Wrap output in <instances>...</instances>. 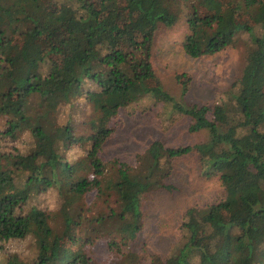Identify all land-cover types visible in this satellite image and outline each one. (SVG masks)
I'll list each match as a JSON object with an SVG mask.
<instances>
[{"label":"trees","instance_id":"1","mask_svg":"<svg viewBox=\"0 0 264 264\" xmlns=\"http://www.w3.org/2000/svg\"><path fill=\"white\" fill-rule=\"evenodd\" d=\"M182 14L193 58L244 34L241 73L212 105L178 101L152 64L155 31ZM146 97L203 141L104 160L103 124ZM192 151L225 197L186 207L171 251L142 256V199ZM73 239H105L102 264H264V0H0V264H99Z\"/></svg>","mask_w":264,"mask_h":264},{"label":"rangeland","instance_id":"2","mask_svg":"<svg viewBox=\"0 0 264 264\" xmlns=\"http://www.w3.org/2000/svg\"><path fill=\"white\" fill-rule=\"evenodd\" d=\"M246 17V14H242ZM185 15L170 27H159L154 34L152 64L161 86L182 103L214 104L231 83L240 75L244 65L245 41L238 35L236 43L217 53L198 58L188 56L182 41L188 33ZM121 109L117 115L103 124L107 136L101 140L100 154L104 160L119 158L136 164L137 154L152 141L159 140L168 146H186L200 143L204 132L191 131L188 117L173 113L162 101L146 97L130 108ZM16 142H9L14 146ZM197 153L183 155L177 160L173 174L166 180L171 188H160L146 194L141 202L143 227L137 235L135 247L142 255L157 253L166 255L176 243L177 227L183 210L190 205L218 204L225 197L217 178L206 179L199 173ZM38 198L40 206H54V194L50 192ZM93 193L85 196L90 202ZM105 239L94 245L79 244L70 240L72 252L81 245L87 255L102 264L108 259L109 249ZM21 245V244H20ZM83 263V264H92Z\"/></svg>","mask_w":264,"mask_h":264}]
</instances>
